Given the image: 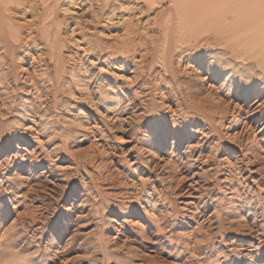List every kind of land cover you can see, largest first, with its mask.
<instances>
[{
	"label": "rangeland",
	"instance_id": "374dc122",
	"mask_svg": "<svg viewBox=\"0 0 264 264\" xmlns=\"http://www.w3.org/2000/svg\"><path fill=\"white\" fill-rule=\"evenodd\" d=\"M0 14V264H264V0Z\"/></svg>",
	"mask_w": 264,
	"mask_h": 264
},
{
	"label": "bare ground",
	"instance_id": "6f19581e",
	"mask_svg": "<svg viewBox=\"0 0 264 264\" xmlns=\"http://www.w3.org/2000/svg\"><path fill=\"white\" fill-rule=\"evenodd\" d=\"M1 1H10V0H0V2ZM238 1V0H237ZM184 2V1H183ZM186 2V1H185ZM4 5V4H3ZM213 5H214V2H213ZM179 10H180V8H176V13H179ZM0 30L2 31V32H9V28L6 26V24H5V21H4V19H3V17H1V14H0ZM72 80V79H71Z\"/></svg>",
	"mask_w": 264,
	"mask_h": 264
}]
</instances>
